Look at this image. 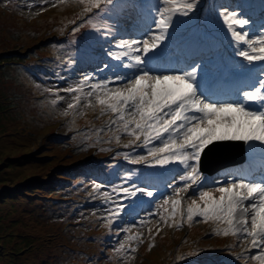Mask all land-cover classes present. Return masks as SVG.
Listing matches in <instances>:
<instances>
[{"label":"snow or ice","instance_id":"snow-or-ice-1","mask_svg":"<svg viewBox=\"0 0 264 264\" xmlns=\"http://www.w3.org/2000/svg\"><path fill=\"white\" fill-rule=\"evenodd\" d=\"M39 2L46 4L49 0ZM75 2L83 4V11L90 14L84 23L104 44L112 45L107 56L119 63L103 64V69L113 72L111 77L97 80L85 75L75 86L64 89L74 94L65 114L82 99L91 106L88 98L94 97L101 114L115 116L110 126L132 137L123 145L131 152L116 155L130 164L160 170H129L120 183L100 193L103 202L113 206L104 209V224L109 231L134 200L156 196L159 189L152 183L154 177L160 172L170 173L167 188L172 190L171 195L163 197L156 212L117 229L116 235L123 233L124 240L118 241L113 251L122 253L127 248L135 252L130 242L141 240L143 234L129 235L131 228L159 215L170 227H181L185 221L221 225L214 234L238 236L241 243L248 241L247 247L236 254L237 260H247V253L256 249L250 258L264 264V0L259 3V20L249 15L254 6L239 0L214 6L203 18L198 14L201 0ZM79 27H73L72 32ZM220 31L230 38L232 58H225L213 41ZM67 63L75 61L69 59ZM257 64L262 66L258 72L254 71ZM120 69L127 71L120 74ZM59 91L54 93L52 104L63 100ZM115 139L119 144L120 135ZM221 142L248 145L253 162L260 160V176L249 178L245 170L206 182L202 157ZM137 148L143 154L134 155ZM104 187L93 182L94 190ZM189 193L198 198L185 206Z\"/></svg>","mask_w":264,"mask_h":264},{"label":"rangeland","instance_id":"rangeland-1","mask_svg":"<svg viewBox=\"0 0 264 264\" xmlns=\"http://www.w3.org/2000/svg\"><path fill=\"white\" fill-rule=\"evenodd\" d=\"M221 3L222 0H201L200 11L204 8L211 9L214 6H219ZM32 4L35 6L29 7ZM38 5V0H0V54H9L5 52L8 50L5 48L9 44L18 47L17 51L36 47L37 57H32L33 67L37 66L36 61L41 62L47 59V54H53L58 50L57 45L64 42L59 37H63L65 28L55 33L58 35L55 38L51 34L53 33L51 27L60 22L61 12H67L68 18H70L72 7L76 4L73 0H67L66 3L58 5L61 7L54 8L56 6L54 5L41 11L38 10ZM88 17L89 15L84 13L80 16L82 21ZM84 29L85 27L80 30L81 33L84 32ZM41 39L48 40L50 43L40 45ZM72 45L69 49L71 54L79 52L83 48V45L79 43ZM108 45L100 41L92 48L93 53L98 54V61L96 68L90 70L91 72L82 75L83 71L78 64L65 73L61 69L59 76L64 75L65 77L57 84L54 80L49 85V89L60 90L58 94L63 97V100L56 104L51 103L56 99V95L47 91L42 92L40 87L34 83L39 78L31 74L30 67L22 68L14 64L0 67V264H42L46 258L50 260L58 256L60 261L66 262L69 255L63 252L64 249L68 246H78L71 240V236H74L79 246H83L85 243L86 233L80 229L83 223L89 227L88 235L92 239L90 245L97 244L100 238L105 239L102 242L101 252L105 253L108 259L113 256V249L118 247V241L124 240L122 233L116 244L110 243L116 239L118 228L113 227L114 223L109 231V228L104 224V219L100 227L102 232H98L99 228L95 227L99 222L98 212H90L89 218L85 219L81 210H78L79 215L74 219L72 217L68 219L63 212L58 211L59 208L52 209V199L40 201L36 195L33 196L34 200H28L24 196L27 193L40 194L38 192L43 191V185H46V180L53 173L55 164H62L67 160L80 157L81 139H77L76 132H69V129L73 131L74 128L86 125L93 128L92 125L99 123L98 130H102V126L106 124L108 126L110 123L103 120L106 115H110V112L101 114L99 106L95 105L94 97L88 98L92 100L91 106L87 105L86 99H82L76 108L68 110L65 114L67 104L72 101L74 94L63 91L69 86H75L85 75H93L97 80L113 75L112 71L103 69L105 63L112 65L119 63L107 56V50L112 47V45ZM30 64V62L25 63L28 66ZM28 68L30 77L27 72ZM47 72L49 71L45 70L40 74L43 75ZM119 73L123 74L124 72L120 71ZM31 79L35 81L32 82ZM26 80L32 87L35 86L33 90L30 85L31 98L27 96V88L24 86ZM87 91L88 89L85 88L84 92ZM32 94L34 95L31 96ZM48 97H51L49 104L46 103ZM84 108L91 112L87 114ZM112 119H115V116ZM102 120L103 125L100 124ZM62 123L67 124L64 127ZM109 134H117L121 138L126 136L120 132H109ZM78 135L79 138H87L90 136V132H79ZM103 135L102 131L96 133L100 139ZM54 136L61 141L57 139L54 141ZM125 144L127 141L123 140L122 145ZM99 145L102 146V144ZM118 150L131 152V148ZM93 161H95V157ZM107 161L112 162L111 156H108ZM74 162L72 160L65 166ZM100 167L102 168L103 165ZM110 182L117 184V175H113ZM165 194L169 195L170 193L166 192ZM89 195V193L85 194L86 197ZM79 196L77 194V197ZM112 196L116 199L115 194ZM96 201L97 199L92 200L97 205L95 211H98L101 205ZM44 204H49L50 207V212L45 214L43 213ZM110 207L113 206L108 205V208ZM65 218L68 220L65 221ZM169 223H171L170 220ZM144 225L137 227L142 228ZM157 228L160 229L159 232H157ZM149 229H151V233H149ZM137 232L143 234L141 240L135 241L134 246L130 242L136 251L129 252L126 248L122 252L124 257L109 259L106 264H194L196 251L190 245L198 237L194 233L192 223L189 224L185 221L181 227H170L159 218V220L148 222L143 229L133 230L130 234ZM49 238L54 239V245L45 244ZM39 240H41V245L38 244ZM125 243L127 245L129 242L125 241ZM149 245L152 246L149 247ZM256 251L253 249L250 254L253 255ZM122 253H116V256L120 257ZM100 257L101 255H98L85 264H100ZM255 262L259 263L256 260Z\"/></svg>","mask_w":264,"mask_h":264},{"label":"trees","instance_id":"trees-1","mask_svg":"<svg viewBox=\"0 0 264 264\" xmlns=\"http://www.w3.org/2000/svg\"><path fill=\"white\" fill-rule=\"evenodd\" d=\"M70 34L72 35L73 32L71 31ZM43 41H45V39H43V40L41 39V41H39L41 43L40 45L46 44V43H50V41H48V40H46L45 42H43ZM75 41H77V39L74 38V37H71L70 41L68 43V46L66 47L65 46L66 43L64 44V46H63L64 49L62 48L59 51L60 53L58 52L60 57L70 56L71 55V53L69 52V47L71 46V44L75 43ZM62 44H63V42L60 43L59 45H62ZM9 45H7L6 48H5V49H8V50H5V52H8L9 54H6V53L0 54V67H2V66L6 67L9 64H10V66L12 64H18L19 66H24L25 63H29V62L31 63L32 62V57H37L36 50H35L36 47H33L32 49L26 48L24 50L17 51L18 47L12 46V45L9 46ZM58 53H55V54H58ZM53 140H54V138H53ZM43 156H45V155H43ZM43 156H41V157H43ZM72 160L73 159L67 160L66 162H64L62 164H55L54 165V167H53L54 171L50 175V177H51L50 179L51 180L50 181L46 180V185H43L44 186L43 191H39L38 192L40 194L43 193L42 195L27 193L24 196L26 198H28V200H33V196H36V195H38L37 199L42 200V199L45 198L46 194H48L50 196L48 198H51V197L54 198L57 193H55V192L52 193L51 192L52 194H50V192H47V191H53L55 188L58 187L59 179L65 176L64 173H65L66 167H67L65 165L70 163V162H72ZM73 171H74V169H73Z\"/></svg>","mask_w":264,"mask_h":264},{"label":"bare ground","instance_id":"bare-ground-1","mask_svg":"<svg viewBox=\"0 0 264 264\" xmlns=\"http://www.w3.org/2000/svg\"><path fill=\"white\" fill-rule=\"evenodd\" d=\"M246 163H251V159L247 158V162Z\"/></svg>","mask_w":264,"mask_h":264}]
</instances>
